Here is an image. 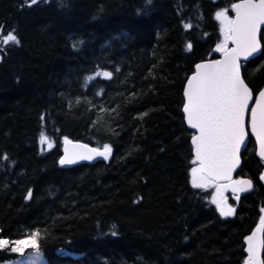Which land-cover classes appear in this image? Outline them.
<instances>
[{
	"label": "trees",
	"instance_id": "1",
	"mask_svg": "<svg viewBox=\"0 0 264 264\" xmlns=\"http://www.w3.org/2000/svg\"><path fill=\"white\" fill-rule=\"evenodd\" d=\"M237 2L0 0V236L39 230L47 264H243L264 207V164L250 140L236 178L253 187L221 217L212 189L192 187L181 111L195 64L219 57L215 13L233 16ZM9 31L19 44L2 43ZM261 44L242 65L254 95ZM104 71L112 77L96 75ZM65 137L108 144L112 158L63 169ZM18 257L0 251V263Z\"/></svg>",
	"mask_w": 264,
	"mask_h": 264
},
{
	"label": "snow or ice",
	"instance_id": "2",
	"mask_svg": "<svg viewBox=\"0 0 264 264\" xmlns=\"http://www.w3.org/2000/svg\"><path fill=\"white\" fill-rule=\"evenodd\" d=\"M147 2L151 4V0ZM35 4L37 0H31V5ZM230 8L234 16L228 15V8L215 13L221 39L213 51L219 53L220 58L196 63L183 89V119L195 130L191 135L194 157L191 184L196 189H212L210 202L221 217L233 216L236 211L228 202L227 192L231 191L239 200L240 193L253 187L250 179L233 178L249 133L258 145L257 155L264 160V88L254 95L242 75V62L261 52L264 0H238ZM184 27L191 28V24L186 23ZM2 43L16 45L20 41L14 32L9 31L2 37ZM187 47L191 50L193 46L189 43ZM96 75L112 77L108 71L97 72ZM46 142L51 149L52 142L41 132L40 143ZM64 144V154L59 159L61 165L91 160L95 156L108 159L112 153L108 144H104L102 149L90 148L67 137ZM259 178L264 181V173ZM31 196L29 191L26 198ZM116 234L112 232V235ZM40 235L39 230H35L18 239L0 236V251L18 255L22 258L20 264H41ZM244 242L247 256L243 264H264V207L260 208L258 224L250 235L244 237ZM26 249L31 251L26 254Z\"/></svg>",
	"mask_w": 264,
	"mask_h": 264
},
{
	"label": "water",
	"instance_id": "3",
	"mask_svg": "<svg viewBox=\"0 0 264 264\" xmlns=\"http://www.w3.org/2000/svg\"><path fill=\"white\" fill-rule=\"evenodd\" d=\"M233 16H234V12H233ZM263 28H264V26H261V33H262V30H263ZM262 45V44H261ZM261 53H262V47H261V52L260 53H257V54H255V57H250L249 59H248V61H243L242 62V65L243 64H246V63H248V62H250L251 60H253V59H255V58H257V57H259L260 55H261ZM218 55H219V57L217 58V59H219L220 58V54L218 53ZM193 71H194V69H193ZM193 73V72H192ZM192 73L188 76V77H190L191 75H192ZM186 83H187V79H186V81H185V83H184V86H183V89H184V87H185V85H186ZM262 88H264V85H263V87ZM261 88V89H262ZM258 94V93H257ZM182 98H183V90H182ZM251 103H254V100L251 102ZM182 115L184 116V114H183V105H182ZM184 120V119H183ZM184 123H185V126H186V128L190 131V132H192V133H194V129H191L189 126H188V124H187V122L184 120ZM250 140H252L253 142H254V146H255V157H256V159L259 161V162H261V163H263L264 164V160H261L260 159V157L257 155V150H258V145L256 144V141H255V137H253V136H251V134L249 133V137L246 139V141H245V145L244 146H242V148H241V152H240V164H239V166L237 167V169H236V171L233 173V178L235 179V177H236V174L238 173V171L240 170V168H241V164H242V162H241V154L247 149V146H248V144H249V142H250ZM74 143H77V142H74ZM79 143V142H78ZM83 144V143H82ZM64 147H65V144L63 143V152H62V156H63V154H64ZM90 147V146H89ZM90 148H92V147H90ZM192 155H193V153H192ZM111 158H112V153H111V155L109 156V158L108 159H104L103 157H99V156H95L93 159H91V160H77V162L76 163H73V164H65V165H61L60 163V166L63 168V169H69V168H72V167H75V166H77V165H80V164H85V163H89V164H92V163H97V162H109L110 160H111ZM194 158V157H193ZM249 191V190H248ZM252 232V231H251ZM251 234V233H250ZM249 234V235H250ZM243 245H244V249L247 247V245L245 244V242H244V240H243ZM244 254H245V256H247V253L244 251ZM262 255H264V254H262Z\"/></svg>",
	"mask_w": 264,
	"mask_h": 264
},
{
	"label": "rangeland",
	"instance_id": "4",
	"mask_svg": "<svg viewBox=\"0 0 264 264\" xmlns=\"http://www.w3.org/2000/svg\"><path fill=\"white\" fill-rule=\"evenodd\" d=\"M229 15V14H228ZM48 140V139H47ZM49 141V140H48ZM43 146H45L47 149H49L47 147V142L45 144H43ZM191 176V174H190ZM226 195L228 196V202L233 206V204L231 203V198H233L234 200H236V198L232 195L231 191L227 192ZM241 195V193L239 194ZM215 206V205H214ZM234 207V206H233ZM31 251V249H26V254L27 252ZM43 256V255H42ZM21 257H18L16 259H11L9 261H6V262H3V263H0V264H20V261H21ZM41 264H47L44 257H43V260L41 262Z\"/></svg>",
	"mask_w": 264,
	"mask_h": 264
},
{
	"label": "flooded vegetation",
	"instance_id": "5",
	"mask_svg": "<svg viewBox=\"0 0 264 264\" xmlns=\"http://www.w3.org/2000/svg\"><path fill=\"white\" fill-rule=\"evenodd\" d=\"M239 179V178H238Z\"/></svg>",
	"mask_w": 264,
	"mask_h": 264
}]
</instances>
